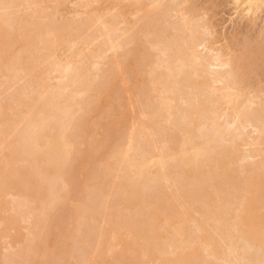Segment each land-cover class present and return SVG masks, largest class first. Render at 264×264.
Listing matches in <instances>:
<instances>
[{
	"label": "rangeland",
	"instance_id": "1",
	"mask_svg": "<svg viewBox=\"0 0 264 264\" xmlns=\"http://www.w3.org/2000/svg\"><path fill=\"white\" fill-rule=\"evenodd\" d=\"M107 1L95 0L96 5L99 3V7L100 5L104 6V8L101 6L99 20L96 19L95 14L93 15L94 9L91 11L92 14H88L92 8L90 0L0 1V34L4 33L3 30L11 32V34L2 35L6 43L0 45L2 49L25 43L23 36L18 34L22 32L19 24L22 18L41 20V29H39L43 34L41 39L37 40L41 54L38 55L39 59L34 69L22 71L13 84L0 93V100L9 98L12 92L14 94L15 91L22 89H25V95H30L34 92L33 90L38 88V85L37 83H35L36 86L35 84L30 85L29 82L32 83L38 73L52 72L53 74L54 64L58 60L57 53L54 54L53 51L57 46H55L54 40H50V33H46L47 25L56 28L59 25L65 26L67 23H85L91 20V23L87 22V28L84 26L85 24L83 25L85 30L81 28L83 32L78 36L77 40L82 43L83 52L77 54V58L84 62L86 54L93 50L92 54L95 53V50L102 46L101 44L108 43L109 52L106 60L98 62L93 59L94 62L81 63V75L75 83L71 84L68 88L69 91L67 90L68 94L74 97L75 107V118L73 115L69 135L71 142L75 144H72L71 148L75 159L72 162H75V165L71 164L73 168L69 169L67 173L69 183L67 189L72 198H74L73 196L80 198L86 193L83 197L88 198L87 201L92 203V206L104 200L108 205H111L110 211L114 220L115 218L118 222L127 220L130 228L128 231L121 230L114 233L115 238L112 240L113 236H106L103 231L110 225L108 224L109 210L102 212L99 216L83 213L78 220L74 246L69 251L68 244L64 242V235L71 226L69 205L62 206L61 204L52 210L53 212L50 213L48 221L45 223L46 216L44 215L48 204L40 199L42 189L35 179L36 176H31L34 174L28 173L31 169L28 170L27 166L30 165L31 160H16L14 166L18 167L19 172L11 175L10 169L3 168L6 159L1 157L0 202L3 203H0V251L6 254L7 259L0 261V264H33L35 257L39 259L38 264H42L44 261L48 264H68L69 260L73 262V258L75 260L77 258L75 264H85L83 259L94 256L104 257L106 262L109 261L108 264H116L114 259L121 257H123L121 260H125V264H264V260H262L264 259V245L263 249H258L253 244H248L246 238L250 234L252 243L254 239L264 240V227L258 225V220L263 219L264 214L257 210H251L250 216L245 219L247 221L244 218L240 221L247 225L244 232L248 234L245 237L239 236L238 228H236L238 227V223H236L238 216L235 217L239 213L243 216L246 215L247 204L254 194H258L259 200L254 199L253 205L258 209L264 206V55L262 54L264 52V0H109V3ZM102 2L104 3L102 4ZM249 5L252 7L249 8ZM151 13L153 15L149 18L152 22L146 20L150 26L147 25L148 29L146 27L145 29L143 28V17ZM103 22L112 24V34H109V38L108 36L106 38V35L103 36V29L100 26ZM169 23L174 27L177 26L181 31H188L187 27L191 25L190 28L199 43L198 53L210 62L209 69L218 74L203 73L202 69L204 68L200 66L202 68H199L200 75H205L207 81L205 86L200 87L197 84V75L193 73L190 66L188 68L186 65L184 73L188 72L189 79L183 83L181 89L179 88L180 91H177L180 97L169 104L170 106L176 104V108H173L174 113L169 114L170 117L167 111L160 112L158 100H156L159 94L154 90V85H157L155 88L157 90L158 79H162L161 76L166 75L169 72L168 69L171 67L173 69L176 65L174 62L171 63L172 60H176V54L179 55L181 51L182 54L187 52L185 50L183 52L182 48L184 47L182 46L180 52L174 53L173 50L176 48L175 50L179 51L183 44H179L181 40H176L175 34L170 36L171 38L164 34ZM30 28L33 29L34 26H30ZM81 29L79 30L81 31ZM19 40L20 43H18ZM98 45L101 46L98 47ZM2 51L5 52V50ZM171 54H174L175 57L172 58ZM216 57L221 61L228 58L233 60L239 58L246 66V77L241 81L236 80L238 75L236 76V72L234 73L235 67L233 66L234 68L231 69L228 65L219 64L221 61H218ZM167 61L170 66L167 65ZM95 62L101 64L98 65ZM165 63L167 67H170H166L167 72L164 68ZM158 69L159 72L162 69V74L158 72ZM164 72L166 73L163 75ZM28 85L30 87L26 89ZM216 85H220L219 90L216 89ZM204 92L207 94H203ZM238 92L240 94L235 110H238L236 111L240 116V121L238 116L236 119L238 122L235 125V121V126L233 125L236 129L230 127L231 130L229 128L230 131L226 130L227 132L224 134L227 144L225 139V142L224 140L219 142L221 145L222 143L226 145H222L223 147L218 145L220 150L217 147L216 149L219 152L215 153L217 151L215 150L214 155H209L205 161L208 173L211 174L208 176L211 178L208 177L209 180L206 179L207 182L204 184L195 183L193 186H190L188 177L184 175H178L176 179L171 180L172 182L161 180L162 182H157L156 186L153 185L154 188L153 186L146 188L148 191H144L141 209H137L134 211L135 213L124 211L118 217L115 207L116 199L119 197L118 188L122 180H125L123 171H121L122 161L124 162L130 157H133L134 160L135 157L138 160H143L141 157L144 156L146 159L153 152L162 151L168 155L172 149H177L182 144L189 148L194 140L201 141L204 139L201 134L204 133L203 136H206L208 132L211 133L216 122L224 124L226 119L227 121L228 118L229 121L233 119L235 110L227 101H232ZM197 97L199 100L204 101V98L206 100L202 103L195 99ZM197 101L205 104L203 107L208 108L207 111L210 108L212 112L209 110V114L204 109L205 113L201 110L202 114L198 109L196 111ZM202 104L200 105L202 106ZM157 106L159 109H156ZM201 106L199 109L203 108ZM157 110L159 112L154 113ZM197 112L201 113L200 118ZM143 113H146L145 116L150 118V120L147 119L154 128L151 133L146 131L150 133L149 140H146L148 143H145L144 140L142 142L141 138L138 139L137 129L140 126L137 125L141 123L139 119ZM157 113L159 116H155L158 115ZM194 114L201 119V122L193 116ZM212 116L217 119H213L216 120L215 124ZM189 121L192 122L189 123ZM171 128L177 131H173ZM191 130L194 131L192 135ZM195 132L197 135L194 134ZM192 139L194 140L191 142ZM210 156H213V159ZM222 157L224 160L218 162ZM167 163L169 164V166L167 165L168 170L172 169L169 171L175 172L176 169L181 171L179 163L174 159H168ZM200 163L196 167L198 170H190L191 166H187L186 170L189 174L192 172L193 175L198 174L204 168ZM221 167L223 168L221 169ZM99 175L104 181L101 180L103 183L96 185L97 187L94 189L95 183H98ZM20 178L24 179L23 182L26 181L25 184L28 183L27 186L21 184ZM219 184L220 189L225 187V192L218 200V196L214 198L217 195V193L214 195V186L217 189ZM175 185H179L178 188L185 197H197L191 201L194 207L199 208L195 209L200 211L188 213L185 217L181 215V219L178 217L180 215L174 219L162 214L147 216L155 205L153 202L160 201L165 204V198H168L173 193L172 191H176ZM57 187V191L61 190L59 193L63 194L62 184ZM19 190L23 191L28 202L18 196ZM220 193H223V190ZM218 195L221 194L218 193ZM32 197L36 198V201L30 202L32 199L29 200V198ZM154 198L157 199L153 201ZM209 198L215 199L213 203L210 202L211 207L205 204L210 200ZM13 201L17 205H19L18 203H23V205L19 207L13 204ZM160 202L159 209H162L163 206ZM214 202H216V206L221 204L220 207L222 205L223 208L226 207V214L228 213V217L226 216L228 221L224 220L227 224L223 222V225L221 224L222 228L224 226V231L221 230L222 228L220 229L222 232L220 230L213 232L212 230L214 223L212 213L216 208L215 205H213L214 208L212 207ZM188 203L184 202L183 206L188 207ZM12 204L17 208H13ZM224 209L223 211H225ZM11 215L18 219L16 218L17 220L15 219L16 221L14 220L13 223H8L7 221L12 218ZM188 216H191L188 222L190 235L188 234L185 241L182 233L184 226L180 227V225L187 222V220L184 222V219H187ZM202 218L205 222L208 220L207 222L211 225L209 224L208 227L206 222L207 227L206 223L205 226L204 224L201 226ZM146 219L147 221H145ZM45 225L52 229L48 228L43 233ZM203 226L208 230H201ZM3 228L5 229L3 230ZM156 229L159 230L157 233ZM169 233L172 234H170L171 237L168 235ZM167 236L172 240L165 241ZM22 240L25 244L29 243L32 246L31 252L26 251L21 243ZM181 240L183 241L181 242ZM110 241L113 244L110 245ZM104 242H106L105 245ZM257 243L256 241V245H259ZM2 256L0 252V258Z\"/></svg>",
	"mask_w": 264,
	"mask_h": 264
},
{
	"label": "bare ground",
	"instance_id": "2",
	"mask_svg": "<svg viewBox=\"0 0 264 264\" xmlns=\"http://www.w3.org/2000/svg\"><path fill=\"white\" fill-rule=\"evenodd\" d=\"M0 1L4 2V0H0ZM96 1H98V0H96ZM101 1H104V0H101ZM249 1H253V0H249ZM90 3L92 5V8L90 7L91 10H90V12H88V14L89 15L92 14L91 11H92V9H94L93 15L95 14L97 17V18L96 17L95 18L99 20L101 17L100 16L101 6H103V5H100V7H99V3H97V5H96L95 0H90ZM103 3L104 2H102V4ZM253 3H251V4L253 5ZM94 5H96V6H94ZM252 5H249L250 6L249 8H251ZM103 8H104V6H103ZM124 10H126V9H124ZM152 15L153 14L151 13L149 15L148 14L145 15L146 17H143L145 20V21L143 20V24H144L143 28L146 27L148 29L147 25L150 26V23L152 22V20H150L149 17ZM146 20L147 21L150 20V23H148L149 21L147 22ZM85 21H87V20H85ZM88 21H90L89 23H91V20H88ZM87 22H85V23H83V22L82 23H72V24L67 23L65 26L59 25L56 28H52L51 26L47 25L45 27V30H47L46 33H50V37H51L50 40H52V41L54 40V42H55L54 44H55V46H57V48L55 47V49L53 51L54 54L57 53L56 55L58 57L57 58L58 60H56V64H54V68H53V74L54 75L52 74V72L38 73V75L36 76V79L33 80L32 83L29 82L30 85L35 84V83H37V85H38V88L33 90L34 92L32 94L25 95V89H22L19 91H15L14 94L12 92L13 96L10 95L11 94L10 93L9 95L11 97L9 96V98H5V99L0 100V158L5 157V159H6V161H5L6 163H5V166L3 168L5 170L10 169L9 171H11V175H15L19 172L18 167L14 166L16 160H18V159H20L22 161H26L27 159L31 160V162H29L30 165H28L27 168H28V170L30 168L32 172L30 170H29V172L28 171L27 172L34 174V175L31 174V176H36V178L35 177L34 178L37 179L36 181L39 182V187L42 189L41 190L42 196L40 197V199H42L43 201H46L48 204L46 214L44 215V216H46L45 223H47V221H48L47 219H48V216H50V213L53 212L52 210L58 208V206H61V204H62V206L64 204L69 205L68 209L71 210V212H70L71 216L69 215L71 218V220H70L71 226H70V228L67 229V231L64 235V242L66 244H68V250L69 251L74 246L75 237H76L75 234L77 232L76 229H78L77 225L79 224L78 220L80 217H82L81 215H83V213L84 214H86V213L95 214L96 216H99L102 214V212L109 210L108 217H110V218L108 219V221H109L108 224H110V225L107 227V229L105 228L106 230H103L105 232L106 236L110 235V237H111V236H113L114 233H116L118 231H121V230L128 231V229L130 228L127 224V222H128L127 220L126 221L120 220V222H118L117 218H115V220H116V222H115L114 217L112 216L111 211H110L112 209V207H111V205H108L104 200L100 201L96 205L92 206L91 205L92 203H89L87 201L88 198L83 197L86 193L83 194L80 198H77L75 196H73L74 198H72L71 194L68 192V189H67V187L69 185V183L67 181V173H68L69 169L73 168V165L71 166V164L75 163V162L74 163L72 162L75 159H74L73 153L71 152V150H72L71 148L75 144L71 142L72 141V140H70L71 136H69L70 135V124L73 121V115L75 114V107H74V102H73L74 97L71 94L69 95L67 90L71 86V84L75 83L78 80L79 75H81V73H82V69H81L82 64L81 63H84L86 61L91 62V61H93V59H96L98 62L106 60L108 58L107 53L109 52V50H108L109 46L107 45L108 43L104 44V45L101 44L102 45V46L100 45L101 47L98 45V47H100V48L95 50V53H93L94 55L92 54V52H94V50L92 52H90L91 54L90 53L86 54V60H84V62L82 59H80L81 60L80 61L77 58V54L83 52V45L77 39H78V36L81 35V32H83V30H85L83 28V25L85 24L84 26L86 28L88 27ZM109 22L112 23V21H110V20H109ZM109 22L108 23L103 22L100 24L101 28L103 29V31L102 30H100V31H102V33L104 35L102 33L101 34L103 36L106 35V38H107V36L109 38V36L112 34V32H111V29H112L111 25L112 24ZM40 23H41V20L22 18L20 20V23H19L20 24V30L22 29V32H20L18 34L23 36V41L25 39V43L18 44L16 46H7L6 49L5 48L2 49V47L0 46V50H1L0 51V93L4 90L8 89V87L13 84V82L18 78V76L21 74L22 71H24V70H30L31 71L34 69V66L37 64L38 59H39L38 55L41 54L39 46L37 45V40H40L42 35H43L40 31V29H41ZM168 25H169V27H168ZM168 25H167L168 28L166 27L164 34H166V36L168 38L170 36L172 37L175 34L176 40L178 39V41L179 40L182 41V42L179 41V44L180 45H181V43L183 44V45H181V47L178 44L180 47L179 51H177L178 49L175 50L176 48L174 49L172 47V49H174L173 51H175L174 53L180 52L182 46L184 47V48H182L183 52H184V50H185V52H187L186 53L187 56H185L186 54H182V51L179 53V55L176 54L177 58H175L176 59L175 61L172 60V58L175 57L174 54H171L173 56L171 58V60H172L171 63L174 62V64H176V65L173 64L174 67H173V69H171L172 67L171 68L169 67L170 65L168 64V61H167L166 63H167V65H169L168 67L170 68V69H168L169 72H167L168 67L165 63L164 68H165L167 74L164 75L166 73V72H164L163 73L164 76H161L162 79H160V78H159L160 80L158 79L157 82H159V83H158L157 90L155 89L157 85H154L155 86L154 90L157 91L159 94L158 97H157L158 94L156 95V97H157L156 100H158L157 104H159L160 109L158 108V106L156 107V109L158 108L160 110V112L162 110L167 111L168 115L169 114L172 115L174 113L173 111H175L173 108L175 107L176 104H173L171 106L169 104H171L177 98L180 97V94L178 96L179 92H177V91H180L179 88L181 89L183 83L187 82L189 79V76L187 74L188 72L184 73V71H185L184 67H187L186 65H188V68L191 67V69H193V73L197 75V84L200 87L205 86V84L207 83V81L205 79L206 78L205 75H200V72H199V70H200L199 68H201L200 66H202V68H204V69L201 68L203 73L212 72L215 75H218V74L216 71L209 69L210 65H211L210 62L198 53L197 46L199 45V43H197V39H195L196 36L194 37L195 33L192 31V28H190L191 25H189L187 27V29H189L188 31H183V30L181 31L179 28H177V26H175L176 27L175 28L174 26H172L173 24L171 25L170 23ZM30 26H34V28L31 29ZM79 29H81V31ZM3 32H4L3 34H5V35L11 34V32L7 31V30H3ZM78 32H80V33L78 34ZM2 35L0 34V45L5 43ZM18 43H20V40ZM105 43H106V41H105ZM20 47H22V48L20 49ZM66 48H67V50H66ZM177 48H178V46H177ZM2 50H5V52H3ZM255 50H258V49H255ZM259 50H261V49H259ZM171 53H172V51H171ZM262 54L264 55V52H262ZM168 56H170V55H168ZM179 56H181V57H179ZM183 56H185V57H183ZM217 57H219V56H217ZM218 59L219 58H217V60ZM218 61H221V60H218ZM95 63H97V62H95ZM97 64L100 65L101 63H97ZM219 64L228 65V66H230L231 69L234 66L235 67L234 73L236 72V76L238 75L237 76L238 79L235 76L236 80L241 81L247 75L246 66L242 64V61L239 58H237L235 60L228 58L225 61H221ZM263 64H264V62H263ZM161 66H162V69L164 70L162 64H161ZM159 69H158V72H159ZM161 70L159 72L160 74H162ZM154 72L155 71L153 70V74H154ZM30 85L26 86V89L28 87H30ZM35 86H36V84H35ZM219 88H220V85H216V89L219 90ZM221 88H223V87H221ZM205 93L206 92H204L203 94H205ZM239 94L240 93L238 92V95L235 96L232 101H230V100L227 101L228 103L231 104V107L234 110L236 107V102H237ZM195 99L199 100L198 97ZM204 99L206 100V98H204ZM199 101L202 102L203 100H199ZM199 101H197L198 102V108L195 106L196 111H197V109L199 111H201V110L203 111L205 109L203 107L205 104H202L204 101L202 103H199ZM197 102H196V105H197ZM200 104H202V106ZM200 106L203 108L199 109ZM195 108H194V112H195ZM207 109H205V112L209 113L211 110L209 108L210 111L209 110L207 111ZM151 110L153 111V109H151ZM202 111H201V113H202ZM235 111L233 114L234 116H232L233 119H230V121H229V118H228V121L226 119L225 120L226 123H224V124H221L220 122H216V126L214 125L215 126L214 128L212 127L213 125L211 126L212 129H214V130L211 133L208 132L209 134L207 133L208 135L206 134V136H203L204 133L201 134L202 135L201 136L199 134L198 129H197L198 134L204 139L199 137L200 139H202L201 141L197 140V139L194 140L195 139V137H194V139H192L191 142L193 140L194 141L190 144L189 148H186V146H184L182 144L177 149L174 148V150H173L171 148L172 152L171 151L169 152L170 149L168 146V149H169V150H167V152H169L168 155L167 154L165 155L162 151L161 152H153V153L151 152L152 154H150L148 157L146 156L147 157L146 159L144 158V156L141 157L143 160H138L136 157L134 160L133 157H130V158L124 160V162L122 161L123 167H122L121 171H123V175L125 176V178H124L125 180H122V183H120L121 185L118 183L119 184V188H118L119 192H118V190H117V192L119 193V195H118L119 197H118V199H116V205H115L117 216L119 217L120 213H123L124 211L129 212V213H133L134 211H137V209H139V208L141 209V203H143V200H144V193H145L144 191L147 190L146 188L153 186V185L156 186L155 184H157V182H159L161 180H166V181L170 180L171 181L173 179H176L178 177V175H180V176L184 175V176L188 177L189 182L191 184L190 186H193L195 183L204 184V182H207L205 180L206 179L209 180L208 177L211 176V174H209L210 172L208 173L209 170H207V166H206L207 162H205L207 160L206 158L209 155H214L215 150H217L216 147L219 149L218 145H221V143L219 144V142L223 141L224 139L226 140V137L224 134H225V132H227L229 130L230 127H233L234 129H236L234 126L238 122V121H236V119H238L239 114L237 113L238 110L236 112ZM156 112H159V111L157 110L154 113H156ZM198 112H197V115L200 118L201 113H199L200 114L199 115ZM143 114L141 115V119H139V120H141L140 121L141 123L140 124L138 123V125H137L138 127L140 126L139 129H137L138 130V136H139L138 139L141 138L140 139L141 141L144 140L145 143H148V142H146V140H149V134L152 132V130L154 128L152 127V123L149 121L150 118L145 116L146 113L144 115ZM157 114L158 115H155V116H159V113H157ZM171 115H169V117ZM197 115L195 116V114H194L193 116L197 117ZM142 116L146 117L145 119L149 118V120L143 119ZM74 118H75V115H74ZM199 118L197 117V119L200 120V122H201V119H199ZM214 118L215 117L212 116V120ZM167 120H168V118H167ZM216 120H213L214 124H215ZM261 120H263V119H261ZM192 121H189V123H191ZM239 121H240V116H239ZM234 122H235V125H234ZM150 123H151V125H150ZM218 123H220V124H218ZM176 126L177 125L175 124V128H176ZM178 127H177V129H178ZM135 129H136V127H135ZM171 129L173 131L175 130L174 128H171ZM230 130H231V128H230ZM136 131H134V132L136 133ZM146 131H149L150 133L146 132ZM175 131H177V130H175ZM191 131H192V133H191V135H192L194 131L193 130H191ZM194 134H196V132ZM151 135H150V137H152ZM152 139H153V137H152ZM225 140H224V142H225ZM144 141H142V142H144ZM138 142H136V143H138ZM189 143H190V141H189ZM224 144L225 143H222V145H224ZM226 144H227V140H226ZM222 145H221V147H223ZM137 147L138 146L136 145V148ZM165 147H167V146H165ZM74 149H76V148H74ZM160 150H162V149H160ZM163 151H165V150H163ZM217 152H219V151L217 150L215 153H217ZM131 156H133V155H131ZM212 157L210 156V158H212ZM168 159H171V160L174 159L175 161H177L180 165V167L179 166L178 167L181 168V171H180V169H179L180 172L176 169L177 170V171L175 170L176 173L174 171H173L174 173L172 171H169L172 169L170 168L168 170V168H167V165L169 166V164L167 163ZM200 159H202V160H200ZM223 160H224L223 157L219 158L218 162L219 161L221 162ZM200 161H201V163H200ZM199 163L202 164V166H204V168L201 169V172L198 174L195 173L194 175H193V172H192V174H189L188 171L186 170V167L191 166L190 170L196 171V169L198 170V168H196V167L198 166ZM24 167H26V166H24ZM222 168L223 167H221V169ZM220 171H222V170H220ZM177 172H179V173H177ZM123 175H122V177H124ZM98 177H99L98 183L97 184L95 183V186L93 185L94 189L97 187L96 185H100L103 183L102 181H104V180H102L101 175H99ZM122 177H121V179H123ZM209 178H211V177H209ZM188 179H186V180H188ZM23 181H24V179L22 180L21 184L22 183L25 184L26 181L25 182H23ZM178 181H179V179H178ZM177 183L178 182L176 181V184ZM27 184L28 183H26L25 186H27ZM60 184H62V186L64 187L63 194H60L61 190H59L60 193H59V191H57V188H58L57 186ZM154 186H153V188H154ZM117 187H118V185H117ZM174 187H176L175 188L176 191L175 192L172 191L173 193L171 192L172 194L170 196H168V198H165L166 199L165 204H162L160 201H155L157 203L153 202V205L154 204L155 205L152 207V210H150V212L147 214V216L150 217L151 214L160 216L162 214V215H165L167 217L169 216L168 218L173 217V219H174V217H177L178 215H180L178 217L181 219V215H182V217H183V215L185 217L188 213L192 214V212H199L200 211V210H198L199 209L198 207H194L192 205L193 203L191 201L193 198L197 199V197H195V196L193 198L190 197L191 199L189 197L187 198L184 195H182L181 190H179V188H178L179 185L178 186L175 185ZM214 187L216 188V186H214ZM217 187H219V188H217V189L214 188V195L217 193V195H215L214 198L218 196L219 198H217V199L219 200L221 198L220 196H222L225 192V187H223V185H222V187L224 189H220V187H221L220 184ZM215 190H219V191H215ZM222 190H223V193H220V192H222ZM83 192H85V191H83ZM218 193L221 195H218ZM23 194H24L23 191L19 190L18 196L23 197V200L28 202L27 198H25V195H23ZM18 196H17V198H18ZM155 197H157V196H155ZM257 197H258V199H257ZM19 199H21V198H19ZM30 199H32V200H30ZM40 199H38V200L42 201ZM156 199L154 198L153 201ZM158 199H159V197H158ZM160 199H161V196H160ZM209 199L210 200L207 201L205 204L209 205L211 207L210 204L213 203V201H215V199L214 200H213V198H209ZM250 199L251 200L247 204L246 215L243 216L241 213H239L238 215L235 216V217L238 216V220H236L237 221L236 223H238V225H237L238 227H236V228H238V232L240 234V235L238 234L239 236L245 237L248 234V233L244 232L245 228L247 227L246 223L243 222V224H242V223H240V221L243 218H244V220L247 219L250 216L251 210H253V211L257 210V212L264 214V206H263V208L258 209L256 206L253 205L254 199H256V201L259 200L258 194L257 195L254 194ZM29 200H30V202L36 201V198L32 197V198H29ZM163 200H164V198H163ZM163 200H161V201L164 203ZM21 201H19V202H21ZM159 202L162 204L161 206H163V207H161L162 209H159V207H160ZM184 202H189L188 203L189 206L188 207L183 206ZM198 202H200V201H198ZM208 202H209V204H208ZM0 203H3V202H0ZM215 203L216 202H214V204H212V207H213V205H215ZM13 204H15V202ZM18 204L19 205H17V203H16L15 205H17L19 207H21V205H23V203H18ZM202 204L204 205V202H202ZM220 205L221 204H219V206L215 205L216 206V208L214 209L215 212H214V210H213V213L210 211V214L212 213L214 215V216L212 215L214 217V219H213L214 223L212 226L213 232L217 231V230L219 231L222 228V225H223L222 222L226 223V222H224L225 219H226L225 221H228V219H227L228 213L226 214V212H227L226 207H224L225 208L224 209L223 205H222V207H220ZM10 206H11V204H10ZM17 206H14L13 208H17ZM210 207H208V208L210 209ZM195 208H198V209L196 210ZM222 208L225 211H223ZM10 209H11V207L9 208V210ZM227 210H228V208H227ZM139 211H141V210H139ZM89 214H87V215H89ZM10 217H12V218L9 219V221H7L8 223L9 222L13 223V221L17 218V217H13L12 215ZM129 217H131V216H129ZM190 218H191V216H188L187 219H184V222L187 220V222L184 223L185 225L183 223L180 225V227L184 226V227H182L183 228L182 233L184 235L183 240L185 239V241H186V238H188L187 237L188 234L190 233L188 231V228H189L188 222H189ZM175 219L178 220V218H175ZM205 219H207V218H205ZM177 220H175V221H177ZM145 221H147V219ZM192 221H193V219H192ZM207 221L208 220H206V222ZM245 221H247V220H245ZM201 222H202V224L201 223H199V224H201V226L204 224V226H205L206 222L203 218H202ZM258 222H259L258 225L264 227V218L259 219ZM207 223H208V227H209L210 223L209 222H207ZM207 223H206V227H207ZM148 225H150V224H148ZM196 225H198V224H196ZM204 226L201 230L204 229ZM198 227H199V225H198ZM48 228L49 227L48 226L46 227V225H45V227L43 228V233H45L48 230ZM150 228H151V226H150ZM223 228H224V226H223ZM223 228L221 230H223ZM4 229L5 228H3V230ZM204 230L207 231L208 229H204ZM158 231L159 230H157V229L155 230L156 233ZM168 232H170V231H168ZM247 232H248V230H247ZM28 233H30V232H28ZM170 234L171 233H169L168 235L170 236ZM172 234H173V232H172ZM249 236H252V235L249 234ZM249 236L246 237L248 239V242H249L248 244L251 243L250 245L253 244L258 249L259 248L263 249L264 240L254 239L253 243H252L250 241L251 238ZM170 237L167 236L165 241L169 242L170 240H172ZM114 238H115V236L112 237V240ZM118 238H116V239H118ZM183 240H181V242ZM245 241H247V240L245 239ZM256 241L258 242L257 244H259V245H256ZM21 243L26 248V251L31 252L32 246L29 245V243L25 244L23 242V240ZM21 243H20V245H21ZM105 243L106 242H104V245H105ZM111 244H113L112 241H110V245ZM258 251H260V250H258ZM0 252H1V256L3 255L2 256L3 259L0 258V261L1 262L5 261L4 259L7 257L6 254L3 253L2 251H0ZM95 254H97V253H95ZM179 256H181V255H179ZM79 258H80V255H79ZM109 258H111V257H109ZM121 258H123V257H121ZM121 258L120 259H117V258L114 259V260H116L115 261L116 264H118V263L119 264H125V260H121ZM72 260H73V262H71L69 260L67 263L68 264H75V262H77V258H76V260H75V258H73ZM262 260H264V259H262ZM82 261L85 262V264H108V262H109V261L106 262L104 257H98V256H94L91 258L86 257V259H83ZM38 263H39V259H38V257H35L33 264H38ZM129 263H130V261H129ZM42 264H48V262L44 261Z\"/></svg>",
	"mask_w": 264,
	"mask_h": 264
}]
</instances>
